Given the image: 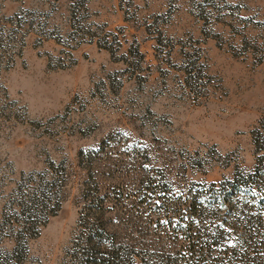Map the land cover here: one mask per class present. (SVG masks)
<instances>
[{
	"label": "rangeland",
	"instance_id": "obj_1",
	"mask_svg": "<svg viewBox=\"0 0 264 264\" xmlns=\"http://www.w3.org/2000/svg\"><path fill=\"white\" fill-rule=\"evenodd\" d=\"M261 155L264 0H0V264H264Z\"/></svg>",
	"mask_w": 264,
	"mask_h": 264
},
{
	"label": "trees",
	"instance_id": "obj_2",
	"mask_svg": "<svg viewBox=\"0 0 264 264\" xmlns=\"http://www.w3.org/2000/svg\"><path fill=\"white\" fill-rule=\"evenodd\" d=\"M259 141L262 142V140H259ZM259 157H260L259 160H257L256 172H257V174L262 175L264 173V155H261ZM239 181L240 180H237L236 184H234V185L235 186L239 185V183H240Z\"/></svg>",
	"mask_w": 264,
	"mask_h": 264
}]
</instances>
